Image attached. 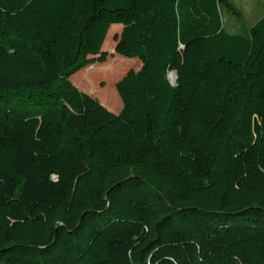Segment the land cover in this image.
Segmentation results:
<instances>
[{"label":"trees","instance_id":"1","mask_svg":"<svg viewBox=\"0 0 264 264\" xmlns=\"http://www.w3.org/2000/svg\"><path fill=\"white\" fill-rule=\"evenodd\" d=\"M224 8L0 0V264H264V13ZM116 23L119 112L71 79Z\"/></svg>","mask_w":264,"mask_h":264},{"label":"rangeland","instance_id":"2","mask_svg":"<svg viewBox=\"0 0 264 264\" xmlns=\"http://www.w3.org/2000/svg\"><path fill=\"white\" fill-rule=\"evenodd\" d=\"M241 10L242 15L238 16L234 12L224 8V21L226 27L231 32H244L248 27L253 25L264 13V0H232ZM122 24H113L109 30L107 39L103 46L108 51V56L104 61H97L82 68L81 72H76L71 76L73 82L82 90L97 97L109 109L119 112L123 107L122 98L118 92L116 83L119 81L130 68L138 69L142 60L139 57L130 58L125 55L116 53L115 46L117 43L116 34H120ZM111 63L128 65L116 79L107 75L106 70ZM140 63V64H139ZM90 76V79L86 78ZM84 80V81H83ZM86 81V83H85ZM97 89V91H94ZM116 92V98L119 103L110 100L109 92Z\"/></svg>","mask_w":264,"mask_h":264},{"label":"water","instance_id":"3","mask_svg":"<svg viewBox=\"0 0 264 264\" xmlns=\"http://www.w3.org/2000/svg\"><path fill=\"white\" fill-rule=\"evenodd\" d=\"M170 80L175 83L176 79H177V75L175 72H171L169 75Z\"/></svg>","mask_w":264,"mask_h":264}]
</instances>
